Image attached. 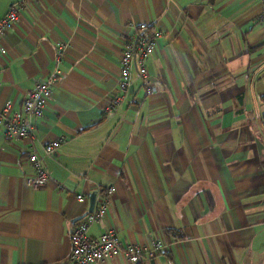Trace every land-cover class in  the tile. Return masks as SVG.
<instances>
[{
  "label": "crops",
  "instance_id": "obj_1",
  "mask_svg": "<svg viewBox=\"0 0 264 264\" xmlns=\"http://www.w3.org/2000/svg\"><path fill=\"white\" fill-rule=\"evenodd\" d=\"M24 1L0 54V110H22L57 72L36 138L6 140L0 124V264H63L92 196L116 187L98 237L166 249L138 263L264 264V22L260 0H0V18ZM161 30L117 110L130 23ZM58 43L63 44L59 59ZM65 137L54 157L51 139ZM36 151L46 187L26 184ZM78 194L85 196L79 201Z\"/></svg>",
  "mask_w": 264,
  "mask_h": 264
},
{
  "label": "built area",
  "instance_id": "obj_2",
  "mask_svg": "<svg viewBox=\"0 0 264 264\" xmlns=\"http://www.w3.org/2000/svg\"><path fill=\"white\" fill-rule=\"evenodd\" d=\"M261 2V19L264 22V0ZM24 1H17L9 6L8 11L0 18V54H5L7 48L4 44L5 34L10 31L20 20V11ZM133 31L125 38L123 51L120 58V80L119 93L106 106V111L117 110L129 93L134 81V74L147 85L149 93L157 91L152 85V78L148 69V60L157 48L163 32L151 28L149 24L136 25L130 23ZM58 55H63V44L58 43ZM58 72L49 80L37 82L34 88L29 90L23 101L22 110L10 112L9 106L0 110V124L5 127L6 140L20 138H36L35 124L33 119L44 115L52 94L53 85L57 82ZM65 137L54 138L43 146L45 157H54L58 149L67 142ZM29 161L34 165L35 173L26 176V184L34 188L48 186L51 175L46 168L43 156L33 151L28 156ZM116 191V187L101 189L96 198L94 210L82 218L74 227L71 234V253L63 264H99L102 260L124 255L130 262L138 263L145 255H153L158 251L166 249L163 240H153L150 247L135 244H126L122 241L118 230L115 228L102 233L98 237H92L89 230L92 224L99 222L109 212L110 200ZM79 201H84L85 196L78 194Z\"/></svg>",
  "mask_w": 264,
  "mask_h": 264
},
{
  "label": "water",
  "instance_id": "obj_3",
  "mask_svg": "<svg viewBox=\"0 0 264 264\" xmlns=\"http://www.w3.org/2000/svg\"><path fill=\"white\" fill-rule=\"evenodd\" d=\"M96 198H97V193H95L92 196L90 212H92L94 210L95 206H96Z\"/></svg>",
  "mask_w": 264,
  "mask_h": 264
}]
</instances>
